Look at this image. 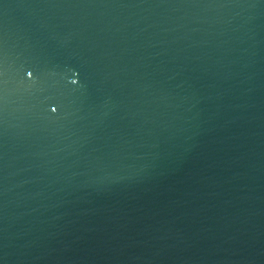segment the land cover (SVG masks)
<instances>
[{
  "label": "water",
  "instance_id": "95a60500",
  "mask_svg": "<svg viewBox=\"0 0 264 264\" xmlns=\"http://www.w3.org/2000/svg\"><path fill=\"white\" fill-rule=\"evenodd\" d=\"M0 264H264V0H0Z\"/></svg>",
  "mask_w": 264,
  "mask_h": 264
}]
</instances>
